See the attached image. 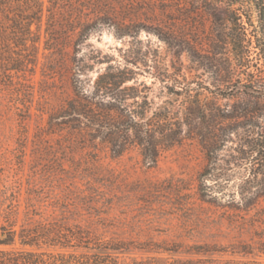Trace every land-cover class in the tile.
<instances>
[{
  "label": "rangeland",
  "instance_id": "374dc122",
  "mask_svg": "<svg viewBox=\"0 0 264 264\" xmlns=\"http://www.w3.org/2000/svg\"><path fill=\"white\" fill-rule=\"evenodd\" d=\"M41 1L38 20L22 22L29 33H0V233L41 224L49 238L32 247L16 238L0 250L57 255L68 264H264V256L237 253L251 235L235 227L240 214L230 202L239 199V182L252 177L249 168L224 165L217 172L227 185L206 180L212 199L204 203L197 186L206 161L196 140L149 166L131 140L121 141L128 149L121 156L111 155L78 115L87 107L100 112L84 94L92 95L100 72L119 66L132 72L126 86L148 88L152 109L172 102L163 87L178 80L199 91L207 109L200 129H264V98L221 95L228 80L213 61L221 50L211 22L227 1L215 8L200 0H123L112 2L113 13L100 0H58L52 20L53 0ZM70 11L75 21L108 15L141 29L117 37L96 25L74 50L77 36L63 29Z\"/></svg>",
  "mask_w": 264,
  "mask_h": 264
},
{
  "label": "trees",
  "instance_id": "16d2710c",
  "mask_svg": "<svg viewBox=\"0 0 264 264\" xmlns=\"http://www.w3.org/2000/svg\"><path fill=\"white\" fill-rule=\"evenodd\" d=\"M200 1L215 5V8L223 4V0ZM224 1H227L226 8L221 11V16L213 15L211 32L220 43V57L213 61L221 65L220 71L228 80L226 85H222L227 92L220 91L219 85L215 89L222 92L224 97L246 92L264 98V0ZM58 2L53 0L48 9L51 20L58 9H62ZM112 2L120 6L123 4V0H100L102 8L114 13ZM21 7H25L27 12L17 9ZM41 12V0H0V33H29L22 22L37 21ZM72 13L70 11L67 14L70 21L62 28L77 36L74 50L96 25L112 27L117 37L132 36L141 29L135 22L125 24L123 19L108 15L105 19L99 17L92 21H75ZM156 34L161 36L159 32ZM75 68L76 74L83 72L77 65ZM251 68L254 71H250ZM131 73L119 66H108L96 76L92 95L84 96L98 101L101 105L100 112L90 107L83 113L80 111L78 115L84 118L85 127L94 129L96 135L108 144L111 155L116 157L128 150L121 141L131 140L140 149L149 166L157 163L163 151L181 145L185 140H196L206 161L197 186L199 197L204 203L210 204L209 200L212 199L211 186L205 185L206 180L214 178L215 186L224 187L227 181H219L217 171L224 170V165L244 164L252 177L239 182V199L236 202L232 199L230 203L237 206L236 210L240 214L235 220V227L241 235L248 231L251 243L241 245L237 253L241 256H264V129H200L202 124L198 122L199 116L207 109L200 100L199 91L193 90L189 83L183 84L178 80L172 83L166 81L163 87L165 93L173 97V103L164 101L152 109L154 103L149 101L146 86H126L131 81ZM243 76L246 77L245 81ZM80 93H84L83 87L80 88ZM129 100L132 101L131 104H127ZM184 127L195 131L184 133ZM8 226V229L1 228V247L13 246L16 238L22 247L37 246V242L49 238L46 225L39 224L30 229L22 226L19 231L14 229V224ZM53 240L51 239L52 242ZM0 264L68 263L57 255L10 249L0 250Z\"/></svg>",
  "mask_w": 264,
  "mask_h": 264
}]
</instances>
